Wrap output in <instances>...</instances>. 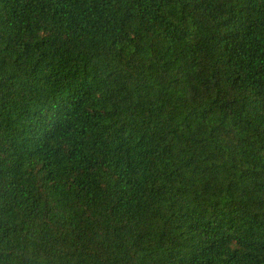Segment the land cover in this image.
Masks as SVG:
<instances>
[{
	"label": "trees",
	"instance_id": "obj_1",
	"mask_svg": "<svg viewBox=\"0 0 264 264\" xmlns=\"http://www.w3.org/2000/svg\"><path fill=\"white\" fill-rule=\"evenodd\" d=\"M0 264H264V0H0Z\"/></svg>",
	"mask_w": 264,
	"mask_h": 264
}]
</instances>
